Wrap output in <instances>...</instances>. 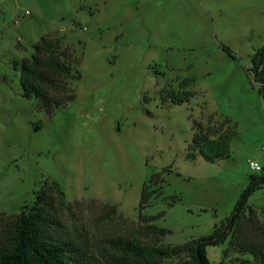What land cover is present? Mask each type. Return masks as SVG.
<instances>
[{
	"label": "rangeland",
	"instance_id": "1",
	"mask_svg": "<svg viewBox=\"0 0 264 264\" xmlns=\"http://www.w3.org/2000/svg\"><path fill=\"white\" fill-rule=\"evenodd\" d=\"M42 38L76 72L75 100L55 112L23 98L14 67ZM263 46L264 0H0V252L38 194L52 203L42 237L70 243L72 264H109L121 256L117 239L170 250L212 235L251 177L264 176V97L252 70ZM181 87L191 98L173 105L168 93ZM210 127L234 128L229 157L207 162L193 150ZM247 204L257 230L243 240L254 250L236 233L206 248L210 264H264V185Z\"/></svg>",
	"mask_w": 264,
	"mask_h": 264
},
{
	"label": "trees",
	"instance_id": "2",
	"mask_svg": "<svg viewBox=\"0 0 264 264\" xmlns=\"http://www.w3.org/2000/svg\"><path fill=\"white\" fill-rule=\"evenodd\" d=\"M32 49L34 52L31 56L24 57L14 66L20 75L19 82L23 98L36 99L39 109L55 112L75 100L76 95L71 85L76 79V72L68 59L61 57L51 49L45 38H42ZM223 49L235 58L228 47L225 46ZM258 60L264 62V46L252 57L253 73L258 82L264 84V74L262 71L257 72ZM184 88L181 87L178 91L168 93L173 105H182L191 98ZM259 91L263 95L261 86ZM234 128L230 127L222 131L208 128L207 133L201 132L195 137L191 144L193 150L198 152V157H202L207 162L229 157L230 143L235 136ZM210 133L213 135L211 136ZM188 157H193V155L190 154ZM262 185H264L263 175L252 176L250 184L238 200L232 215L220 227H216L212 235L192 240L170 250L153 246H138L129 240H113L110 243L111 248L121 256L109 264H165L163 260L168 257L169 253L175 255L187 253L191 258L190 264H210L206 256V248L224 245L228 238L236 233L241 237V248L247 252L253 251L254 245L243 240V236L247 230H257V227L252 219L245 217L243 211L248 205L251 194ZM56 186L63 198L64 192L57 183ZM151 194L141 196L140 208H143L144 204L152 198ZM51 207L52 203L47 196L38 194L34 207L29 212L23 211L18 216L14 224L12 245L9 250L0 252V264H72L70 253L75 250L70 243L49 242L42 237L40 228L48 220ZM115 212L116 210L113 209L106 216L110 217ZM144 219L152 222L156 218L146 216ZM149 230L162 235L170 233L167 229H161L155 225H150Z\"/></svg>",
	"mask_w": 264,
	"mask_h": 264
},
{
	"label": "built area",
	"instance_id": "3",
	"mask_svg": "<svg viewBox=\"0 0 264 264\" xmlns=\"http://www.w3.org/2000/svg\"><path fill=\"white\" fill-rule=\"evenodd\" d=\"M28 14V12H27ZM249 167L254 172H262L263 168L256 162H249Z\"/></svg>",
	"mask_w": 264,
	"mask_h": 264
},
{
	"label": "water",
	"instance_id": "4",
	"mask_svg": "<svg viewBox=\"0 0 264 264\" xmlns=\"http://www.w3.org/2000/svg\"><path fill=\"white\" fill-rule=\"evenodd\" d=\"M261 90H262V93L264 95V84H263V82L261 83Z\"/></svg>",
	"mask_w": 264,
	"mask_h": 264
}]
</instances>
